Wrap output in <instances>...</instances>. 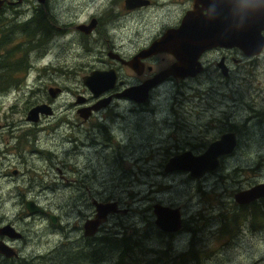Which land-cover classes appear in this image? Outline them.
I'll return each mask as SVG.
<instances>
[{
    "label": "flooded vegetation",
    "instance_id": "1",
    "mask_svg": "<svg viewBox=\"0 0 264 264\" xmlns=\"http://www.w3.org/2000/svg\"><path fill=\"white\" fill-rule=\"evenodd\" d=\"M2 1L0 39L12 37V27L21 24H26L28 31L35 27H47L58 30L59 34L36 44L26 57L21 53L20 43L26 40H36L37 33L25 32L16 35V38L11 39L8 52L0 55L5 66L7 65L0 73V147L6 151V160L0 167V188H3L4 192H10V197L0 210V226L9 225L17 233L8 235L3 232L0 234V246H6L16 252L18 257L15 259L19 260L22 250L32 248L23 242L27 231L31 234L46 236L48 239V248H41L45 254L35 257L47 258L48 256L45 255L55 250L58 254L57 258H60L64 251L74 250L75 244L84 243L76 231H79L82 223L93 215L92 200H100L94 185L85 187L84 194H79L86 201V206L82 212L74 213L76 215L75 224L79 227L73 225L69 229L68 233L73 237H69L68 233L59 234L57 214L54 218L50 217L54 211L53 207L39 201V196L43 194L42 201L51 203L53 195L49 192L45 194L43 191L31 194L25 190L16 157L20 153L26 155L29 159L27 165L32 167L39 163L41 156H47L51 152L58 151L64 156L82 154L84 151L98 153L108 147V143L90 141L87 136L104 130L108 122L119 123L118 130L132 134L134 128L126 122L127 115L153 113L159 110L158 106L152 105L153 100L150 101L153 93L164 86L185 85V80H187H178L169 76L154 86L149 92L147 102L127 99L139 94L142 97V83L152 80L174 62L170 54L158 49L150 51V47L158 42L167 30L181 26L182 21L186 17H192L196 10L205 14L204 7L208 6L210 0H141V4L136 5L125 4V0ZM219 3L220 0H214L213 9H216ZM67 37L70 39L68 46L65 47ZM102 41L109 46H117L120 55L105 53L99 59L76 69L65 62L70 61L78 53L80 47L85 45L95 47ZM33 56H37V59L32 60ZM12 61L14 63H11ZM198 61L202 67V73L204 72V76L210 81L203 90L216 91L221 87H227L226 96L224 93L220 95L222 98L226 97L227 100L198 98L193 107L197 108L196 119L200 122L192 125L180 123L177 126L176 135L169 136V138L172 141L183 143V136L189 134V129H192V134L189 135L197 136L204 141V151L211 142L224 134L232 133L235 136V148L241 135L251 128H255L258 133L264 135V120H255L254 115L248 117V112L256 110L254 109L256 104L264 109V97L240 90L242 80L240 72L244 71L246 65L254 66L264 74V50L255 57H246L236 48H213L205 50L199 56ZM67 71L74 73L67 93H59L51 84H42L46 77L58 76ZM93 72L113 76L114 80L92 94L86 90L83 78ZM198 77L199 75L191 80L201 85L205 80ZM38 87L52 101L51 105L46 106L48 109L44 110V113L49 114L27 118L29 111L39 106L31 105L32 95ZM51 90L54 91L50 95ZM238 95L244 98L243 105H239V111L234 118L227 119V107ZM145 97H148V92ZM180 103L177 101V109L180 108ZM204 113L207 115L204 116ZM15 116L26 122L16 134L14 140L16 147L10 144L5 134L8 122ZM246 120L255 122L248 127ZM153 122L168 126V123L161 120ZM140 127L139 125L138 128ZM158 128L159 126H155V129ZM150 129V124L141 127V130L147 133ZM70 135L73 137H69ZM145 141L149 144V155H152L153 144L148 137ZM31 148L39 150V157L34 158L30 151ZM185 151L181 146L176 153ZM253 160L249 169H244L237 175V183L223 185L222 189L214 190L216 198L206 202L190 201L196 190L190 191V196L185 197L181 203L146 195L143 209L145 217L143 245L147 250V255L155 257L156 253L166 246L172 247L176 244L173 235H162L152 227L150 212L156 198L159 199V204L178 208L183 217L189 216L192 228H197L198 225L205 226L204 233L207 238H211L216 224L221 223L220 218L223 219L222 222H226L233 219L237 212L245 213L244 208L231 203L230 196L237 191L264 182V149L258 150ZM147 168L151 174L156 175L155 178L159 179L158 183L161 185L172 182L173 186L179 183L198 186V181L192 180L186 174L178 172L166 174L159 170L153 172L151 165ZM54 169L61 175L58 167L54 166ZM49 178L50 175L48 177L38 176V180L44 186H47ZM11 185L13 189H9ZM85 194L89 196L88 200L85 199ZM31 203L39 204L44 212L32 215L26 210L24 212L22 206L25 209L26 205H31ZM202 205L216 211L217 216H211L208 212L202 211L200 209ZM16 206L18 209H15ZM87 210H90L88 214ZM11 214L13 217L10 219L8 216ZM45 222L53 227L48 228ZM52 234L53 242L49 239ZM2 261L8 260L0 258V264ZM58 263H61L60 259L49 260L47 264Z\"/></svg>",
    "mask_w": 264,
    "mask_h": 264
},
{
    "label": "rangeland",
    "instance_id": "2",
    "mask_svg": "<svg viewBox=\"0 0 264 264\" xmlns=\"http://www.w3.org/2000/svg\"><path fill=\"white\" fill-rule=\"evenodd\" d=\"M22 26L23 24L12 27V37L16 38V35L24 34L25 32L37 33L36 40H26L23 43L19 42L22 46L21 53L24 57L28 56L30 50L39 42L59 34L58 30L47 27H35L30 31L26 29V31L22 32L20 29ZM59 28L63 29L61 27ZM12 37L0 39V55L8 52L11 39H13ZM3 39L5 43L1 42ZM69 39L70 37H67L65 40V47L68 46ZM116 48L117 46H109L104 41L95 47L85 45L79 48L78 53L70 61L66 60L65 62L76 69L77 67L88 65L93 60L99 59L105 53H111L110 50H116ZM163 51L168 53L167 50H161V52ZM119 52L115 51V53ZM170 55L174 59V64L176 62L175 57L172 54ZM36 59L37 56L32 57V60ZM171 66L167 69H170ZM4 69L5 64L0 58V73ZM163 71L156 76H159ZM257 71L254 66L246 65L244 67V71L240 72V76L242 77L240 90L251 95L257 94L259 97H264V74ZM73 77V71H67L58 76L46 77L42 84H51L60 90L59 93L65 94L71 87ZM173 78L178 80L187 79ZM198 78L205 81L201 85H198L194 80L187 79L185 80V85L164 86L156 93H153L150 101L153 100L152 105L158 106L159 110L153 113L127 115L125 117L126 122L129 123L131 128H134L132 134L118 130L119 123L108 122L104 130L88 135L87 139L90 141L108 143V147L98 153L84 151L82 154L78 153L76 155L64 156L58 151L51 152L47 156H41L39 163L34 164L32 167L27 165L28 157L20 153L16 157V163L20 166V175L23 179L24 188L31 194H38L43 191L45 194L49 192L53 195L51 203L42 201L43 194L39 196V201L40 203L53 207L54 211L50 215L54 218L57 214L59 218L57 228L59 234L68 233L73 225L79 227L78 224H75L76 215L74 213L82 212L86 206V201L79 194H84V188L90 187L91 184L94 185L97 197L100 199L98 202H117L119 207L126 211V214L110 216L95 238L86 239L83 236V225L86 220L94 218L96 210L94 202H91L93 215L82 223L79 231H76L84 243L75 244L74 250L69 249L68 251H64L60 258H57L58 254L55 250H52L49 255H45L48 256L47 258L35 257L45 254V252L41 251V248H48V239L46 236L35 235L26 231L23 242L32 248L22 250L20 259L15 261V263L2 261V264H47L49 260L57 259L61 260V263L58 264H114L117 253L112 251L109 245H106L101 251L104 252L103 261H101L102 254L99 248H95L91 252V258L88 259L87 247H94L104 238H115L113 245H119V240L124 237H131L137 245V248L134 247L131 259L126 261V258H124L125 264H264V227L260 229L252 228L249 215L254 209L248 206H240L234 200V196L245 189L237 191L233 196H230L231 203L236 204V206L238 205L240 208H244L245 213L237 212L233 219L226 222H222L223 219L220 218L221 223L216 224L211 238L206 237L204 233L205 226L198 225L197 228H192L191 218L189 216L183 217L179 209L183 224L182 229L173 234L176 244L172 247L166 246L163 250L158 251L155 257L148 256L147 250L143 245L145 223L143 209L145 205L144 197L146 195L157 196L160 199L164 198L170 202L181 203L185 200V197L190 196V191L193 192L196 190L195 195L190 198L191 202H206L214 199L217 196L214 190L222 189L223 185L237 183V175L242 170L249 169L254 162L253 159L257 151L264 149V135L258 133L255 128H251L241 135L236 153L224 159L222 167L213 173V175H208L206 178L198 181V186L193 187L183 183L173 186L172 182L166 185L158 183L159 179L155 178L156 175L148 171V165L153 166V172L159 170L163 173L164 165L169 158L178 155L176 152L181 146L185 150H196L199 146H203V149L205 147L204 141L197 136L189 135L192 134V129H189V134L183 136V143L172 141L169 138V136L176 135L177 126L180 123L192 125L200 122V120L196 119L198 115L196 112L197 108L193 107V104L197 103L196 100L198 98L202 100H227L226 97L222 98L220 96L222 93L226 96L227 87H221L216 91L203 90L210 81L206 79L204 72ZM157 84L156 82L151 90ZM86 90L88 91L87 88ZM134 96L137 97L138 95ZM177 101L181 102V106L178 109L176 108L178 105ZM243 101L244 98L239 95L234 98L232 104L227 107V119H232L237 115L239 105H243ZM41 103L51 105L52 101L38 87L32 95L31 105L37 106ZM152 105H150L151 109H153ZM254 109L256 110L248 112V117L254 115L255 120H264L263 107L256 104ZM203 115L206 116L207 114L204 113ZM159 120L168 123V126L154 124L153 121ZM246 122V125L250 127L255 121L246 120ZM25 123L23 119L15 116L6 126L5 134L8 136L10 144L14 147H16L14 142L16 134L25 126ZM149 124L151 125V129L148 133L141 130V127ZM139 125L141 126L140 128H138ZM155 126H159V128L155 129ZM13 129L16 131L11 133ZM69 137L73 136L70 135ZM147 137L153 144L151 147L152 155H149V144L145 141ZM226 143V147L222 150H228L232 147L231 139H228ZM35 150L31 148L30 151L34 158H37L39 157V150ZM196 151L200 153L201 149ZM214 151L219 152L216 149ZM180 157L174 158L173 163L166 165L167 172L177 170L172 168L174 164H194L189 157ZM5 160L6 151L0 147V167H2ZM198 165L200 166V164ZM54 166L61 170V175L57 173ZM181 174L186 173L181 172ZM49 175L50 178L47 186H44L38 180V176L48 177ZM13 185L9 186V189H13ZM149 189L151 190L149 191ZM9 197L10 192H4L3 188H0V210ZM88 198L89 196L85 194V199L88 200ZM158 201L159 199L156 198L154 200L155 203L151 206L150 222L152 227L158 233L162 234L154 225L155 216L153 206L159 204ZM36 205L43 209L39 204ZM15 209H18V207L16 206ZM200 209L208 212L211 216H217L216 211L210 210L203 205ZM22 210L25 212L26 209L22 206ZM89 212L90 210H87L86 213L88 214ZM8 217L11 219L13 215L11 214ZM45 224L48 228L53 227L48 222H45ZM7 226L9 225L0 226V229ZM4 233L7 234L6 232ZM68 235L69 237H73L70 233ZM52 237L53 234L49 237L51 242H53ZM137 237H140V239L138 240ZM9 251L15 253L10 249ZM0 258L3 257L0 256Z\"/></svg>",
    "mask_w": 264,
    "mask_h": 264
},
{
    "label": "bare ground",
    "instance_id": "3",
    "mask_svg": "<svg viewBox=\"0 0 264 264\" xmlns=\"http://www.w3.org/2000/svg\"><path fill=\"white\" fill-rule=\"evenodd\" d=\"M18 1L19 0H16V2H18ZM140 1L141 0H125V4H133V5L134 4L136 5L138 3L141 4ZM0 2L2 4L3 1L0 0ZM220 2L224 3V0H220ZM211 3H214V0H210L209 4H211ZM1 4H0V7H1ZM240 8H241V5H239V9ZM231 9L232 8H229V13L230 14H232L231 13ZM188 18L186 17L182 21L181 26H179L178 28L167 30L164 33V35L162 36V38L158 42L154 43L150 47L149 50L150 51L157 50V49L159 51L167 50L168 53L172 54L171 52H169V51H171V48L167 49V47L172 46L170 42L171 41L172 42L176 41L177 39L176 38H172L171 40H169L167 42H164V39L169 34H172V33L179 34V32L182 29L181 27H182L184 21L187 20ZM20 29H21L22 32L26 31V29H27L26 24H23V26L20 27ZM262 36L264 38V33H262ZM114 47H116V46H114ZM213 48H228V47H223L222 46V47H213ZM213 48H209V49H206V50H210V49H213ZM236 50H239V49L236 48ZM263 50H264V44H263L260 52L258 54H256V55L247 56L241 50H239V51L246 57H255V56L259 55ZM115 51L119 52L118 47L116 48V50H112V51L110 50V52H111L110 54L113 55V53H115ZM163 52H165V51H163ZM116 54L120 55V52L116 53ZM116 54L114 56H116ZM199 56H198V58H199ZM174 57H175V60H176L175 63H177V59L178 58L176 56H174ZM198 58L196 59V63H197V66H198L199 70L196 73H194L192 76L189 75V76L185 77L183 75V76L177 77L175 75V73L173 75V73L171 71V69H172L171 68L172 66H171L170 69H166L159 76H155L154 77L155 79L146 81L145 83L142 84V87H141V89H142V97L139 94L137 97H135L133 95V96H131L128 99H137L139 102H140V100H142L141 102H145L149 98V92H150L151 88L153 87V85L156 82L160 83L161 81H163L165 78H167L169 76L170 77H175V78H180V79H184V78L192 79V78H194V77H196L198 75H201L202 74V67H201V65H200V63L198 61ZM11 63H14V62L12 61ZM5 67H7V65ZM113 80H114L113 76H109V75H106V74H103V73L93 72L89 76H85L83 78V84L85 85V87L88 89V91L90 93L95 94L96 92H98L99 90L104 88L105 84L110 83ZM53 91L54 90H51L50 95L52 94ZM57 91L60 92L59 89H57ZM147 92H148V97H145V94ZM43 105H45V106H43ZM46 106H48V105L45 104V103H41V104H39L38 107L32 108L29 111L27 118H32L33 116L35 117V116H37L39 114L48 115L49 113H44L45 112L44 110L48 109ZM36 108H38L37 113L33 114L32 112ZM94 109L96 110L98 108H94ZM15 127H17V126H15ZM15 131L16 130L13 129L11 133H13ZM11 135H13V134H11ZM228 139L232 140V144H231L232 147L230 149H228V150H222L224 147H226V145H227L226 141ZM238 146H239V141H238V143L236 145V148H235V136L232 133L224 134L219 139L211 142L204 151H203V146H199L196 150H200L201 149V152L203 151L202 153L200 152L201 154L198 153L196 150L186 149L185 152L179 153L178 155L169 158L168 161L166 162V164L164 165V168H163L164 173L167 174V173H172V172H178V173L182 172V173H186L192 180L200 181V180L206 178L208 175H213V173L217 172L222 167V164L224 163L222 159L225 158V157L228 158L229 156L235 154L237 149H238ZM218 147H219V149H218ZM214 149H216L219 152H215ZM180 156L189 157L193 161L194 164H200L199 168L201 170V175L199 177L191 176L190 171L189 170H184V169H182V170L177 169V170H172L170 172H167L168 170L166 169V165L168 163H170V164L173 163L174 158H179ZM197 159H203V161L202 162H197ZM260 199H264V182L255 184L254 186H251L248 189L240 191L238 194H236L234 196V200H235V202L238 205H245V204L252 203L254 201L260 200ZM92 202H94L96 210H95L94 218L86 220L85 224L83 225V236L86 239L95 238V236L102 229V226L106 223V221L109 219L110 216L126 214V211L121 209L117 202L103 203V202H98L97 201L98 202L97 203L95 200H92ZM25 209L31 215L35 214V213L44 212L43 209H41L39 206H37L34 203H31V205H26ZM153 213H154V216H155L154 225L157 227V229L162 234H164V235H173V234L179 232L182 229V224H183L182 221L183 220H182V217H181V212H180V210L178 208L174 209V208L165 207V206L156 204V205L153 206ZM50 217L53 218V216H51V215H50ZM93 222L95 223L94 226H93ZM3 232H6L8 235H11L14 232V230H13V228L11 226H7L5 228L0 229V233H3ZM15 234H17V233L15 232ZM0 256L3 257L4 259L8 260V261L15 262V261H17L15 258L18 257V254L16 252L13 253V252L9 251V249L6 246H0Z\"/></svg>",
    "mask_w": 264,
    "mask_h": 264
},
{
    "label": "water",
    "instance_id": "4",
    "mask_svg": "<svg viewBox=\"0 0 264 264\" xmlns=\"http://www.w3.org/2000/svg\"><path fill=\"white\" fill-rule=\"evenodd\" d=\"M213 5L211 3L204 7L205 14L196 10L192 17L184 21L179 34L172 33L164 39V42L177 39L167 47L178 58L171 67L173 75L192 76L199 70L196 59L209 48H238L247 56L260 52L264 44V0H224L216 9H213ZM229 8H232V14ZM37 110L32 113L36 114ZM202 161L197 159V162ZM172 168L189 170L194 177L201 175L198 164H174Z\"/></svg>",
    "mask_w": 264,
    "mask_h": 264
},
{
    "label": "trees",
    "instance_id": "5",
    "mask_svg": "<svg viewBox=\"0 0 264 264\" xmlns=\"http://www.w3.org/2000/svg\"><path fill=\"white\" fill-rule=\"evenodd\" d=\"M2 43L4 42L1 41ZM262 201V199L254 201L252 203H248L245 205H240V206H248L251 207L252 209H254L252 211V213L249 215V220L251 223L252 228L255 229H260L264 227V201ZM259 202V203H257ZM138 240L140 239V237H137ZM115 240V238H104L102 240L99 241V243L97 245L93 246H88L87 247V258H91V252L93 250H95V248H99L100 252L103 250V248L106 245H109L112 249V251L117 253V257L115 259V263L114 264H125V260L124 258H126V261H128L129 259H131V255L133 253L134 247L137 248V245L134 243V241L132 240L131 237H124L121 238L119 240L120 244L119 245H113V241ZM102 254V259L101 261H103L104 259V252H101ZM197 254V253H195ZM131 261V260H130ZM7 263H15V262H11V261H6Z\"/></svg>",
    "mask_w": 264,
    "mask_h": 264
}]
</instances>
